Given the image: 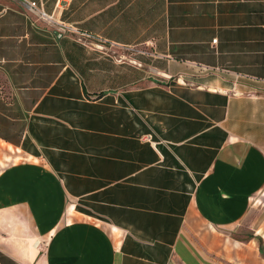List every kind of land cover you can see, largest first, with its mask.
Returning a JSON list of instances; mask_svg holds the SVG:
<instances>
[{
	"label": "crops",
	"instance_id": "crops-1",
	"mask_svg": "<svg viewBox=\"0 0 264 264\" xmlns=\"http://www.w3.org/2000/svg\"><path fill=\"white\" fill-rule=\"evenodd\" d=\"M27 1L0 0V264H264V0Z\"/></svg>",
	"mask_w": 264,
	"mask_h": 264
},
{
	"label": "built area",
	"instance_id": "built-area-1",
	"mask_svg": "<svg viewBox=\"0 0 264 264\" xmlns=\"http://www.w3.org/2000/svg\"><path fill=\"white\" fill-rule=\"evenodd\" d=\"M61 0H57V3H59ZM27 4L28 6L31 8V9H35L36 6H37V1L36 0H28L27 1ZM39 13L41 15H44L45 17H51V15H48L42 8L39 9ZM86 35H90V33L88 32H85Z\"/></svg>",
	"mask_w": 264,
	"mask_h": 264
}]
</instances>
